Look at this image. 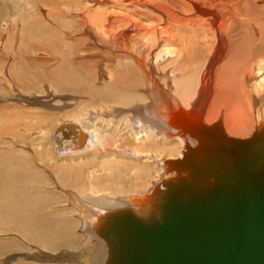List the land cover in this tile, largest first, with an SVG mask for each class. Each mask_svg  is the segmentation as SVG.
I'll return each mask as SVG.
<instances>
[{"label": "bare ground", "instance_id": "6f19581e", "mask_svg": "<svg viewBox=\"0 0 264 264\" xmlns=\"http://www.w3.org/2000/svg\"><path fill=\"white\" fill-rule=\"evenodd\" d=\"M85 1V50L114 60L99 58L95 66L83 64L82 71H73L72 85L87 90L81 93L79 112L61 118L52 129L34 118L39 126L35 141L44 145L39 160L46 162L48 156L53 162L48 166L58 170L64 163H85L89 169L79 181L91 186L98 178L109 182L113 172L129 171L127 179L134 184L150 174L154 178L143 181L139 191L116 194L106 189L102 198L89 199L70 189L57 192L61 186L35 171L25 157L0 153V218L17 225L28 245L40 246L35 245L37 255L20 251L0 258V263L34 264L27 261L32 258L61 264L65 257L52 259L47 251L75 247L78 240L75 253L60 251L69 263L128 264L142 247L132 248L129 227L117 224L124 211L145 223L160 221L171 197L184 200L220 184L203 171L218 158L225 163L248 152L253 158L264 155V0H117L111 6L116 14L92 10L91 0ZM41 35V43H51ZM187 50L205 54L198 67H188L193 56ZM19 94L21 100L35 102ZM89 157L99 163L93 167L91 160L85 161ZM254 174L247 172L245 178ZM232 178L237 181L239 172H232ZM43 202L64 209L50 215L40 207L35 220L25 215V209ZM8 246L22 249L14 241Z\"/></svg>", "mask_w": 264, "mask_h": 264}, {"label": "rangeland", "instance_id": "374dc122", "mask_svg": "<svg viewBox=\"0 0 264 264\" xmlns=\"http://www.w3.org/2000/svg\"><path fill=\"white\" fill-rule=\"evenodd\" d=\"M114 2L116 3L117 0H91L88 6L90 5L92 10L96 7L95 10L102 11L105 9L104 11L112 13L115 11H112L111 8ZM85 4H87L85 0H83V2L82 0H0V123H2L0 124V146L4 147L0 148V153L11 154L14 157H25L35 171H41L44 175L51 180L54 179L53 181H56V183L61 186L60 191L55 189L57 192L63 193L62 191L64 189H70L78 191L81 195L91 199L95 198V196L96 198H102L101 196L106 193V191H104L106 189H112L116 194L125 192L129 194V191L132 189L135 191L138 189L139 191L144 187L143 181H146V184L149 183L148 180L151 182L154 175H147V177H144L145 180L142 181L138 179L139 183L134 184V182L132 183V181H128L127 179L129 171L124 174L113 172L107 177L109 182H102L101 179L98 178L94 180L91 186L90 183H82L79 181L81 173L84 171L87 173L89 169L85 163L80 167L75 166L74 163H64L62 166L65 167L58 170L55 166H48L47 163H53L49 160L48 156L44 155L46 162L39 160V153L44 150V145L42 143L38 144V140L35 141L36 135L38 134L36 131L39 129V126L33 121L34 118L38 116L40 120L44 121L48 129H52L61 118H66L69 113L75 114L79 112L81 110L79 104L82 103L81 105H83L81 93H85L87 90L82 85H72V83L74 84L75 82L77 74L73 71H82L80 67H83L85 64L87 66H95L99 63H97V60H100L99 58L103 59L104 62L111 59L106 61V63H110L114 60L111 56H106L96 50H85L87 49L85 48L86 41L83 37L85 32H81V17L83 16L82 11ZM68 8L76 12L71 14L66 11ZM116 8L117 7L113 9ZM79 9L81 14H78L80 13ZM114 14L116 13L114 12ZM41 34L47 36L51 43H41L39 37L42 36ZM4 38L6 39L4 40ZM50 38H53L54 41ZM53 43H55V45ZM53 45L54 47H52ZM37 46L42 47L44 50H37ZM38 52L41 53V55H39ZM186 52L193 56V61L188 67H198L200 59H203L205 56L204 53L199 55L194 50H187ZM80 61L84 62L79 65ZM36 66H38V68ZM60 67L62 71L59 69ZM40 68H42V71H38ZM6 71H9L10 77H12L9 80L5 77ZM13 71L14 73H12ZM54 72L60 73L54 75ZM94 73L95 72L92 73V77H89L90 79H94ZM16 75L19 81L17 77L15 78ZM217 81L218 77L215 74V82L217 83ZM16 92L27 98H33L34 100L32 101L35 102L27 103V100H21V97L16 96L18 95ZM97 99H100V96L97 97ZM24 124H27L28 127ZM17 134L19 136H17ZM102 142L105 144L106 140L103 139ZM110 148L112 149V147ZM88 160H91L93 167L99 163V160L97 158L94 159V157H89V159L85 161ZM56 177H59L60 181L56 180ZM62 180L63 183L60 184ZM95 191L102 195H98ZM40 207H42L40 210L41 213H48L50 215L53 211H61L64 209L62 205L58 203L43 202L34 207L25 209L24 213L29 218L35 220V213ZM69 214L62 213L61 215L70 218L71 215L69 216ZM11 241L21 245L22 249L10 248L8 245ZM31 244L30 242L28 245L26 236L17 225L8 223L6 218L1 216L0 247L3 246L4 248H0V258L10 255L16 256L20 251L23 252L25 250L27 253L30 251V254H32L33 251V255H37L38 250L36 246H39V244ZM74 245L75 247H62L61 250L63 252L64 250L66 252L69 251V254L75 253L76 249L80 248L76 247L79 246L78 240L74 241ZM60 251L47 252L51 255L50 258L53 257L52 259H63V257H65L63 259L64 262L73 264L66 260L67 254L63 256ZM55 254L62 258H59V256ZM31 260L32 258L27 261L34 262V264H48V261L42 260V262L41 259ZM6 262L7 260L2 263L5 264ZM10 262L7 264H11ZM64 262H61V264H66ZM51 263L52 262H49V264Z\"/></svg>", "mask_w": 264, "mask_h": 264}, {"label": "water", "instance_id": "95a60500", "mask_svg": "<svg viewBox=\"0 0 264 264\" xmlns=\"http://www.w3.org/2000/svg\"><path fill=\"white\" fill-rule=\"evenodd\" d=\"M258 155L215 160L203 171L220 184L184 200L171 197L160 221L145 223L124 211L117 224L129 227L132 248H143L128 264H264V155ZM247 172L255 174L247 180Z\"/></svg>", "mask_w": 264, "mask_h": 264}]
</instances>
